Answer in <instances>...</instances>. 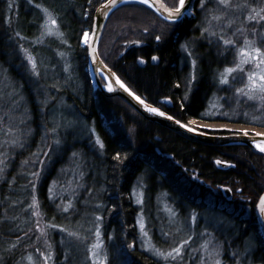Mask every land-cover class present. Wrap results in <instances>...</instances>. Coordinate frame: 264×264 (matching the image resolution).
<instances>
[{"label":"trees","instance_id":"16d2710c","mask_svg":"<svg viewBox=\"0 0 264 264\" xmlns=\"http://www.w3.org/2000/svg\"><path fill=\"white\" fill-rule=\"evenodd\" d=\"M103 1L0 0V69L6 71L8 79L17 80L14 90L30 111L33 128L30 138L22 141L12 139V143L5 135L6 142L3 139L0 149V264H18L37 251L46 257L47 264H94L89 250L95 240L91 227L97 224L107 258L104 264H158L143 250L136 220L141 213L151 232L158 236L159 232H169L160 210L165 197L182 215L185 210L200 209L218 222L221 217L227 225V237L225 232L210 230L223 238L228 252L241 253L247 245L250 263L264 264V242L254 217L256 202L264 190V157L246 147H211L186 141L145 121L119 99L105 98L94 89L86 71L81 37L90 31L93 12ZM162 1L174 6L170 0ZM263 1L243 0V4L251 6L252 2V7H246L252 9ZM200 4L201 0H195L193 15L177 23L164 21L140 4L119 8L109 17L100 40L99 48L108 53L103 62L135 95L185 125L190 126L192 120H222L264 129V113L257 114L262 117L257 120L251 116L246 120L226 116L214 119L206 114L209 97L217 87V73L229 65L223 55L233 49L232 45L221 47L222 40L230 36L222 28L213 29L215 38L203 32L208 24L200 15ZM41 8L57 21L54 32L62 35L46 34L48 16ZM141 10L146 16L132 13ZM222 11L219 9L220 16ZM242 14L235 18L244 25L235 28L236 39L233 34L231 39L240 42L245 37L264 50V21L246 22L245 12ZM223 17L226 19L225 13ZM130 42L143 46L122 54ZM185 46L191 55L194 52L192 59L185 54ZM28 56L36 61L39 75L33 72ZM153 57L156 64H151ZM48 70L57 71L60 82L45 77ZM17 75L20 77H14ZM37 79L47 95L34 92ZM55 83L61 86L55 88ZM66 105L70 108L66 110L68 117L75 119L79 129L70 133L71 142L59 160L53 158L58 161L48 166L42 182L41 159L45 154L44 159L51 161L47 148L54 147L52 111L60 107L65 114L61 107ZM111 118L118 120L122 129H131L130 141L118 129L112 130ZM11 126L15 128L13 122ZM70 154L81 164L80 183L71 207L64 211L63 205L69 201L58 206L47 190L52 173L65 165ZM94 160L98 164L93 166V181L88 171ZM215 161L227 168L217 167ZM141 186L142 205L138 207L132 194ZM222 187L230 190L231 202L221 196ZM37 224H42L45 235L36 233ZM61 229L90 237H83V244L62 245L58 239ZM75 247L77 254H71L70 249Z\"/></svg>","mask_w":264,"mask_h":264},{"label":"rangeland","instance_id":"374dc122","mask_svg":"<svg viewBox=\"0 0 264 264\" xmlns=\"http://www.w3.org/2000/svg\"><path fill=\"white\" fill-rule=\"evenodd\" d=\"M175 3H177V0H170L171 5H174ZM250 3L251 6L249 3L247 4L250 7H252V2ZM231 4H232L231 8L225 9L218 4V0H205L204 8L198 6V9L199 10L201 9L200 15L206 19L205 24H208L207 27H209L211 32H213L214 28L216 29V31L222 28L223 31L229 33L230 36H227L224 39H231L232 34H233V39H236L235 28H240V26L244 25L242 21L241 23L236 20L235 15L239 13H243L242 16H244V12H245V19L246 22H248V16L252 14V9L250 8L236 7V5L238 4L243 5V0H231ZM218 8L223 10L221 12L222 16H220ZM237 8L239 10L238 13H237ZM235 9L237 14L234 11ZM132 13L139 14V16H146L145 10H141L139 13H135V12ZM224 13L226 19L223 17ZM191 14L192 11H190L187 14V16H190ZM213 15L220 16L221 19L219 21L212 20ZM239 18L242 19L241 16ZM229 21L232 22L231 26H229ZM209 37L215 38V35ZM245 39L247 38L244 37L242 41L235 42V44L232 45L233 52L229 51L227 54L223 55L224 59L226 58V61L229 63V65L223 66V68L218 71L216 76L217 87L209 97L207 113L205 111L207 115H209L214 119L218 117L221 118L220 116H226L229 117L230 119L239 118L243 120L249 119L248 118L249 116H251V119L254 120L262 119V117H257V114L264 113V107H261L260 102L248 100L246 96L238 93L237 91V89L244 88L245 85L248 83V75L250 73H259L260 71V69L256 68V61L250 60L248 63H241L242 59H248V58H242L239 55V50L245 47L243 43ZM87 41H88V35H86V37L82 35L81 38L82 47L86 46ZM224 45L225 44L221 43V47H223ZM226 46H230V45H226ZM255 46L258 47L257 45ZM185 54H187V56L190 59H192L194 52L191 55V52L188 51L187 49L185 51ZM98 55L99 58L105 60V58H107L108 53L106 54L102 48H99ZM211 61H213V59H211ZM237 65H239L237 71L233 72L228 77L229 83L222 84L220 82L221 74L225 72L226 68L236 67ZM240 69L243 70L241 71ZM5 73L2 72L0 69V149L3 142L4 141L6 142L4 138L5 135H8L9 141H12V139L14 140L18 139V141H22V139H25L26 137L29 139L31 134L33 133V128L30 123L31 122L30 111L25 106L23 99L18 96L17 94L18 92L16 93L14 90L15 89L14 83L17 84L16 83L17 80L13 78L8 79L5 76ZM48 75H51L48 78L50 79L54 78L60 82V75L58 73L49 72ZM14 77H20V76L17 75ZM35 83H38V79L37 81H35ZM60 86L61 85L58 83H55L54 85L55 88H59ZM43 91L44 88H41V90L38 91L39 95L43 93ZM44 93L47 92L45 91ZM43 104H45V101L43 102ZM59 108L57 110L54 109L53 111H52L53 108L51 109L52 123L54 125L53 126L54 130L51 136L53 137L52 143L54 147L51 148L50 146L47 148L48 156L50 159H52L51 161L48 160L46 161L44 159L45 154L41 159V168H43L42 169L43 174H41L42 182L44 181L43 177L45 176L44 174L46 173L48 166L51 167L52 162L55 163L59 160L60 153L64 151V149L67 147V144L71 142L70 133L73 131L74 128L79 129L77 123L75 122V119L73 117H68V112L66 110H70V108L66 109L67 105L65 108L61 107L62 110H64L65 114H62V112L59 111ZM2 119H5V122H3ZM117 121L112 120L111 118L109 120V123H111L110 127L112 128L113 131H115V129H118L121 132V134L125 135V139L126 140L128 139V141H130L131 129H122L120 125L118 126ZM12 122L14 127L17 128V131H14L15 128H12L11 126ZM207 123L221 124V125L223 124L241 125V126L257 128L251 125H245L241 123H230L222 120H214V121L192 120L190 121V126L197 127L200 130L208 131V132L230 131V129L224 127H215V126L206 127L201 125ZM40 127L43 129L42 125ZM65 136H67L68 139H66ZM44 142L46 143L47 141L45 140L41 143V145L39 146L40 149ZM8 144H10V142ZM45 151L46 150H44V152ZM53 158L55 159L58 158V160H55ZM73 159L79 161L78 159L74 158V154H70V156L68 155L65 158V163H64L65 165L58 167V169H56V171L52 173L53 174L52 180L50 182V186L47 190V193H49L50 197L58 203V206L64 204L65 200H68L69 202L63 205L64 207H66L74 197V194L78 192L79 183H80L79 174H80L81 164L77 163ZM83 164L85 165V163ZM97 164L98 161L96 160L91 161L89 164L90 171L88 172L89 175L93 177V181L95 180L93 176L95 175V169L93 168V166L96 167ZM1 167H2V163L0 160V171H1ZM135 190L132 194L134 203L138 207H141L142 191L144 189L141 186L136 188ZM88 203L89 202H85L84 204H88ZM160 210L162 212L163 217L165 218L166 227L169 231L165 235L159 232L161 236H158L156 232H151L150 227L147 226V222L145 221L141 213H139L138 218L136 220L138 234L142 243L143 250L146 252V254L149 257H151L158 264H215L216 260H219L220 264H252L250 263V258L248 257L249 247L247 245L244 246L243 252L241 253L240 252L234 253L233 251L228 252V249L226 248V245L222 240L223 238L218 235H215V231L210 230L212 228H215L216 230L221 231V234L225 232L226 235L225 234L224 235L227 237L228 235L227 225L226 226L224 225L223 221L221 220L222 219L221 217H220V221L218 222L215 217H209L208 214H204L202 212L200 213V209H195V211L193 209L189 211L185 210V213L182 215L180 214L179 210L176 209L166 197L163 198L161 201ZM35 216H37V214H35ZM141 224H143V230L141 229ZM206 225H212V227L208 226L207 228ZM41 226L42 224L40 226L37 224V228H36V233L39 235V237L42 236ZM197 229H199V231H196ZM162 230H165V228ZM97 231L99 232V235H97ZM69 232L77 233V236H69L68 235ZM91 234H92L91 237H95V240L89 250V256L93 260L94 264H104L106 263L105 260H107V258L103 256L104 254L102 249L103 246L100 240L101 227L99 226V224L93 225L91 227ZM83 237H90V236L88 235L85 236V234H82V232L79 231L76 232V231L63 230L59 232L58 239L62 245L72 244V242L77 244H83ZM185 241H187V243H185ZM97 244L101 245L102 247H98V248L94 247V245ZM181 245H183V247L181 248V254L177 256L175 259L169 258L165 260L163 257L157 256L155 254V251L159 250L160 252L167 255L169 252H172L174 248L181 247ZM88 249L89 246L87 245L86 250L88 251ZM69 252H71V254H77L78 250L75 247L74 249H70ZM234 256L236 258H234ZM40 257H43L42 258L43 262L40 260ZM110 258L111 256L109 257V259ZM45 259L46 257L42 256L37 251L35 255L24 256V258L19 260L18 264H47V261Z\"/></svg>","mask_w":264,"mask_h":264},{"label":"water","instance_id":"95a60500","mask_svg":"<svg viewBox=\"0 0 264 264\" xmlns=\"http://www.w3.org/2000/svg\"><path fill=\"white\" fill-rule=\"evenodd\" d=\"M108 0H104L99 4L93 12L91 20V29L90 34L88 35V41L86 44V56H87V67L88 72L91 75L92 82L95 88L100 92L105 98H117L123 102L127 107L133 110L137 115L147 122H150L156 126L162 127L172 133L176 134L180 138L203 146L211 147H231V146H241L248 148L253 154L264 157V152H261L258 145L264 146V134H260L255 131H239L230 129L227 133L220 134H210L203 132L194 128H191L183 123H177V120L172 117L168 119L169 115L162 111L160 108L155 105H151L140 98L143 103H140V100H137L135 95L127 86L116 76V74L101 61L98 56V45L103 33L105 24L109 16L116 11L121 6L128 3H138L137 0H117L116 7L104 8V5ZM154 7L148 8L153 10L157 15L165 19L167 15L166 12H163V8L167 7L160 0H149ZM194 0H186L187 11L184 15L190 11L193 7ZM145 5V4H143ZM161 9V11H157ZM134 45H139V43H131L127 46L126 49L131 48ZM154 64V63H152ZM121 84L124 85L128 91H125L121 87ZM109 85L113 89L109 91ZM131 92L133 95H130ZM155 108L158 112L164 113L163 116L158 113L149 111L148 109ZM171 117V116H170ZM192 129V131H189ZM259 129V128H258ZM264 132V129H260ZM247 132L248 135H244ZM215 165L220 168H226L227 166L218 161L215 162ZM221 194L223 195L226 201H230L232 196L228 188H221ZM264 197V191L260 194L256 206H255V218L259 228L261 237L264 240V213L260 210V200Z\"/></svg>","mask_w":264,"mask_h":264},{"label":"snow or ice","instance_id":"6c2138e0","mask_svg":"<svg viewBox=\"0 0 264 264\" xmlns=\"http://www.w3.org/2000/svg\"><path fill=\"white\" fill-rule=\"evenodd\" d=\"M29 2L31 3L32 0H29ZM137 2L141 3V4L148 5L149 7H154V5L149 2V0H137ZM218 4L225 9L232 7L231 0H218ZM116 6H117V0H108V2L104 5V8L107 9L108 7H116ZM200 6H201V8L205 7V0H201ZM10 7H11V4H10ZM36 7L40 8L41 6L39 4H37ZM236 7H249V5L248 4H243V5L238 4V5H236ZM41 11H43L45 13V15L48 16V21L44 25L46 34L47 35H62V33H58V32L53 31V29H56L58 27V25H57V21L54 18H52V16L48 13V10L45 8H41ZM157 11H161V9H157ZM186 11H187L186 0H177V3H175L173 7H171V8L164 7L163 8V12L167 13V15L164 17L165 20L171 21L172 23H176L180 19H182L184 16V13ZM220 19H221L220 16H217V15L212 16V20L219 21ZM248 20L249 21L256 20L257 23L264 21V2H262L257 7L252 8V14H250L248 16ZM231 23L232 22L229 21V26H231ZM209 24H210V22H209ZM237 31L243 32V29H237ZM203 32L208 33L209 36L216 35L215 32L210 31L209 27H205L203 29ZM84 35H87V33H85ZM156 39L159 40L160 37L157 36ZM221 39H223V37H221ZM223 43L225 45H234L235 41H233L231 39H223ZM243 43H244L245 47L241 48L239 50V55L242 58H248V59H242L241 63H248L250 60L256 61V68L260 69V71H259V73H250L248 75V83L245 85L244 88L237 89V91H238V93L246 96L248 98V100L259 101L261 104V107H264V50H262L260 47H256L254 41H250L248 39H245L243 41ZM185 49L187 50V46H185ZM153 59L155 60L156 57H153ZM28 60L30 61L31 65H32L33 72L36 75H39V73L36 71L37 70L36 61L31 56H28ZM193 65H195V61H193ZM238 68H239V65H237L236 67H232V68H226L225 72L221 74L220 82L222 84H228L229 83L228 77L233 72L237 71ZM240 70L242 71L243 69H240ZM121 87L124 88L125 91H128V89L125 88L123 84H121ZM108 90L109 91L113 90L110 85H109ZM129 94L133 95L131 92H129ZM135 98L137 100H140L139 97H135ZM140 103H143V101L140 100ZM148 110L151 112H154V113H158L161 116L164 115V113L158 112V110L155 108H150ZM168 119H172V117L169 116ZM177 123H179V121H177ZM189 131H192V129H189ZM244 135H248V133L245 132ZM258 147H259L261 152H264V146L258 145ZM117 158H119V157H117ZM35 203H36V201L34 199L33 205H35ZM69 207H71V204H69L67 207H65L64 211H67ZM260 210L262 213H264V197H262L260 200ZM37 215H39V213H37ZM141 229L143 230V224H141ZM63 230L64 229H61V231H63ZM41 235H45V233L43 231H41ZM68 235L69 236H77V233L69 232ZM97 235H99L98 231H97ZM185 243H187V241H185ZM94 247L98 248V247H102V246L97 244V245H94ZM182 247H183V245H181V247L174 248L172 250V252H169L167 255L160 252L159 250H156L155 254L157 256L163 257L165 260H167L169 258L175 259L177 256H179L181 254V248ZM94 255H95V253H94ZM29 259H31V258H29ZM215 264H220V261L216 260Z\"/></svg>","mask_w":264,"mask_h":264},{"label":"bare ground","instance_id":"6f19581e","mask_svg":"<svg viewBox=\"0 0 264 264\" xmlns=\"http://www.w3.org/2000/svg\"><path fill=\"white\" fill-rule=\"evenodd\" d=\"M184 51H186L185 48H184ZM49 72L50 73H58L57 71H54V70L53 71H49L48 70V71H45L44 72L45 73V77L48 78L49 76H51V75H48ZM35 84L36 85H35V88H34V92H38L39 90H41V88H43V87H40L39 86V83H35ZM213 87L215 88V85ZM45 91L46 90L44 89V91L42 93V95H44V96H45V94L47 95V93H44ZM201 125L206 126V127H213V126H215V127H224V128H227V129H233V130H239V131H248V130H250V131L258 132L260 134H264V132H262V130H260V129H256V128H252V127H247V126H241V125H227V124L221 125V124H210V123L201 124Z\"/></svg>","mask_w":264,"mask_h":264},{"label":"flooded vegetation","instance_id":"af4514ba","mask_svg":"<svg viewBox=\"0 0 264 264\" xmlns=\"http://www.w3.org/2000/svg\"><path fill=\"white\" fill-rule=\"evenodd\" d=\"M216 204H212V206H215Z\"/></svg>","mask_w":264,"mask_h":264}]
</instances>
